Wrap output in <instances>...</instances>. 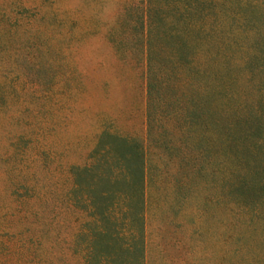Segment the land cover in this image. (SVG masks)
<instances>
[{"label":"rangeland","instance_id":"1","mask_svg":"<svg viewBox=\"0 0 264 264\" xmlns=\"http://www.w3.org/2000/svg\"><path fill=\"white\" fill-rule=\"evenodd\" d=\"M149 20L196 72L154 102ZM103 133L144 147L146 264H264V181L238 191L260 219L228 189L233 155L264 180V0H0V264H87L72 169Z\"/></svg>","mask_w":264,"mask_h":264},{"label":"trees","instance_id":"2","mask_svg":"<svg viewBox=\"0 0 264 264\" xmlns=\"http://www.w3.org/2000/svg\"><path fill=\"white\" fill-rule=\"evenodd\" d=\"M206 18L205 16L202 20ZM156 25L149 20L144 47V58L146 57L147 60L145 77L151 102L160 98L164 80L169 73L172 76L175 75V68L182 73L180 74L183 78L182 82L190 83L189 81L194 80L196 75L190 63H181L180 60L185 57L184 52L181 54L182 48L179 50L177 47V56L171 52V56L174 54V59L168 68L156 60L159 56V46L152 43L154 31L157 30ZM190 30L191 25H187L182 27L179 33L186 34ZM185 59L188 58L185 57ZM175 60L177 61L172 64ZM184 114L180 103L177 104V117L183 118ZM106 139L110 141L105 142ZM122 139L114 134L103 133L94 150L91 164L85 167L76 166L72 169L74 180L72 192L78 201H86L92 218V221L86 224V233L83 234L86 238L87 264L147 263L145 151L143 145L130 146L126 139L125 141ZM231 161H233L229 164L231 174L228 176V189L233 191L229 193L231 196H238L240 189L254 191L256 185L257 190L262 186L264 180L259 178L260 171L247 170L249 174L245 172L248 164L252 165L253 162L244 163V160L234 155ZM238 197H235L233 203L239 205V208L244 211L252 212L255 219L262 217L263 211L247 204L244 197L243 201L240 200V196ZM234 240V233H231L227 241L228 254H235L237 250ZM257 249L258 247L256 251ZM262 254L264 257V252L260 251V255Z\"/></svg>","mask_w":264,"mask_h":264}]
</instances>
